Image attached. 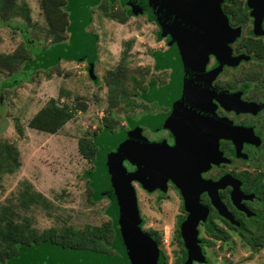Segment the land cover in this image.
Instances as JSON below:
<instances>
[{"label": "rangeland", "instance_id": "obj_1", "mask_svg": "<svg viewBox=\"0 0 264 264\" xmlns=\"http://www.w3.org/2000/svg\"><path fill=\"white\" fill-rule=\"evenodd\" d=\"M39 3L40 0H16L9 23L0 21V56L15 52L23 55L25 51L31 55L29 45L40 50L50 44ZM127 8L120 0H100L89 7L92 20L84 30L96 36L91 59H62L48 69L29 68L26 76L20 74L18 83L12 81L10 72H16L21 63L9 69L0 66V144H7L15 158L12 170L0 174V210L3 206L11 209L17 221L37 233L50 227L81 229L86 224L108 221L107 198L96 202L91 199L86 177L91 162L79 153L78 140H88L101 131L104 123H111L114 130L120 126L127 129V116L136 117L139 122L153 107H159L143 97L151 84L156 82L158 89L166 81V72L155 68L153 54L166 50L167 44L163 36L158 38V26L143 10L126 17ZM23 10H27L28 19ZM251 27L248 19L243 24L242 39L252 37ZM258 38L264 42L261 36ZM234 46H240L239 42ZM263 70L264 58L255 57L237 70L227 69L219 80L235 83L257 74L256 78L264 81ZM117 80L120 87L112 89ZM50 98L74 108L72 117L56 133L28 127L30 118ZM127 98L133 100L130 105ZM254 145H260L262 151L250 155L249 161L233 164L232 169L252 177L260 172L264 182V140ZM122 165L128 169L125 161ZM132 186L136 190L141 227L157 232L167 256L166 264H175L181 252L174 237V222L182 213L179 197L172 188L160 197L142 191L135 182ZM35 192L44 198L38 200ZM261 213L263 216L252 212L254 216L248 220L264 224V212ZM198 230L206 261L192 264H264V238H260L262 245L258 249H252L247 241L249 233L240 221L236 228L227 231L224 239L206 232L201 224Z\"/></svg>", "mask_w": 264, "mask_h": 264}, {"label": "trees", "instance_id": "obj_2", "mask_svg": "<svg viewBox=\"0 0 264 264\" xmlns=\"http://www.w3.org/2000/svg\"><path fill=\"white\" fill-rule=\"evenodd\" d=\"M99 1L90 3V7ZM120 1L123 5H127L124 0ZM15 4L16 0H0L1 22L9 23ZM39 4L46 21L50 44L40 50L33 49V46L29 45L32 50L31 55L25 51L23 55L20 52H15L0 56V66H7L8 69L11 65L21 63L22 68L20 67L16 72H10L13 77L12 81H17V83L20 81V74L27 75L26 69L32 68L33 71L48 69L62 59L82 62L85 58L91 59L94 55V44L83 40V35L91 34L84 30L92 20L90 10L85 16L79 9V0H40ZM223 10L228 14L232 25L243 26L248 19L250 20L244 0L242 2L228 0L227 3H223ZM23 12L28 19L27 10H23ZM125 14L128 17L139 13L134 12L128 6ZM148 18L152 20L149 16ZM157 36L162 38L165 35L160 31ZM250 36L252 37L242 39L241 35L236 40L239 42L240 50L247 53L254 50L252 56L263 59L264 43L262 39ZM153 55L157 60L155 68L163 69L164 66L158 61L160 54L154 52ZM90 61L93 63L95 60ZM130 79L135 83L134 78ZM135 85L140 84L135 83ZM154 86H157L156 82L151 84L152 88L143 97V100L148 102L154 100ZM119 87L120 81L117 80L112 89ZM126 100L128 105L133 102L131 98ZM73 110L74 108L68 104H59L56 99L50 98L30 118L28 127L45 133H56L72 117ZM126 118L127 129L120 126L114 130L111 123H104L101 131L89 137L88 140H78L77 145L79 153L91 162V168L86 177L92 190V201L96 202L102 197L108 200L105 208V213L109 217L108 221L100 225L86 224L81 229L66 226L60 229L50 227L37 233L34 229H28L27 225L17 221L14 212L3 206L0 210V264H166L167 256L158 248L160 237L155 235L154 231L141 228L142 219L139 215L135 191L131 185L132 180H137L142 186L148 187L158 182L162 183L163 177L158 179L159 172L156 171L158 169L155 170L150 166L146 168L140 158L134 156L130 158L131 155L121 157L123 159L121 163L123 164L125 161L128 169L123 165V168L120 167L115 155L125 148L107 139L113 134L129 131L136 124L144 125L149 121L153 122V119L152 117L149 119L148 115H145L139 122L136 117L127 116ZM12 152L7 144H0V174L12 170V160H15ZM255 192L256 197L261 199L259 188ZM35 193L38 200L44 198L39 192ZM220 203L225 213L219 212L220 215L234 223L235 221L221 200ZM185 206L184 200L182 208ZM213 206L219 211L214 204ZM187 212L189 211L187 210ZM249 212L251 213V211ZM189 215L177 223L176 238L180 240L181 252L175 264H192L193 262L189 260L185 241ZM244 227L249 233L247 241L250 247L254 250L258 249L262 245L260 238H264V224L253 220L244 222ZM207 230L214 234L210 225H207ZM216 236L224 239L218 234ZM149 247H154L156 253L152 254Z\"/></svg>", "mask_w": 264, "mask_h": 264}, {"label": "water", "instance_id": "obj_3", "mask_svg": "<svg viewBox=\"0 0 264 264\" xmlns=\"http://www.w3.org/2000/svg\"><path fill=\"white\" fill-rule=\"evenodd\" d=\"M95 1L79 0L80 11L86 16L89 4ZM124 1L134 12L145 10L158 24L161 33L169 35L173 43L168 51L158 57L159 62L169 67L171 72L169 83L155 96L170 107L164 115L165 122L160 125L171 128L175 145L168 147L162 141H149L142 135L138 125L127 132L108 136L107 139L125 148L115 155L120 167L121 157L131 155L130 158H140L146 168L150 166L158 169L156 171L163 177L162 182L166 176L177 182L184 195L185 208L190 212L185 239L189 260L204 262L205 256L197 238V224L205 219L207 211L198 202V192L207 190L212 203L221 214H225L217 190L231 185L233 203L248 215L252 214L240 206L242 198L251 199L254 196L241 192L240 180L229 174L214 182L200 177V173L208 170L211 164L229 163V158L219 149V139L231 140L236 152H240L243 142L259 144L260 141L252 133L251 127L233 125L228 118L217 116L216 104L212 101L214 99L226 110L233 109L236 112H255L262 107L256 102L241 100L240 90L229 92L212 86L223 64L236 66L241 60L250 58L244 53L231 55L230 44L240 37L241 27L229 24V16L222 9V3L226 0ZM245 3L253 19V32L263 35L264 0H246ZM94 38L96 36L93 34L83 35V40L90 44H93ZM209 55H213L218 64L206 71ZM143 187L148 190L159 187L165 191V186L160 182ZM149 250L152 254L156 253L154 247H149Z\"/></svg>", "mask_w": 264, "mask_h": 264}, {"label": "flooded vegetation", "instance_id": "obj_4", "mask_svg": "<svg viewBox=\"0 0 264 264\" xmlns=\"http://www.w3.org/2000/svg\"><path fill=\"white\" fill-rule=\"evenodd\" d=\"M227 2H228V0H226L223 3H227ZM244 2H246V0H244ZM223 3H222V9H223ZM247 10H248V14L250 16V20L252 23V27L249 29V32H250L249 34L255 36L253 38L261 36L264 39V34L263 35H256L253 32V19L249 13L250 9L248 7H247ZM142 12L146 13L147 17L149 16V14L145 10H143ZM229 24L231 26H240L241 27L240 36L242 35V30H243L242 25H232L230 23V19H229ZM156 25L158 26L157 23H156ZM262 28L264 31V17H263V21H262ZM158 29H159L158 31L160 32L159 26H158ZM163 38L167 44V47H166V50H164L163 52H159V54L168 51L173 44L171 40L169 41V39H170L169 35H165ZM236 40L230 44L231 55H238L241 53L248 54L250 57L249 60H241L236 66H228V65L223 64L221 72L212 81V86L217 88V89H220V90H227L229 92H234V91L240 90L241 93H240L239 97L241 100L247 101V102H256L258 104H262V107L255 112H248V111L236 112L233 109L226 110L225 108L221 107L213 99L212 101L216 104L215 113L217 114V116L228 118L229 120H231L233 125H241V126L251 127L252 133L255 136H258L262 142V140H264V114H263L264 113V98H261V96H264V81L261 79H257L256 77H259V76H257V74H251L252 75L251 77H245L241 80H237L235 83H230V82H225L224 80L223 81L219 80V77L221 75L226 74L227 69L237 70L243 64H246V63L255 59V56L253 57L251 52L247 53L246 51H241L239 46H234ZM154 59H155V61H157L155 57H154ZM158 61H159V58H158ZM217 64H218L217 59L213 55H209V61L206 64L205 70L208 71L212 67L216 66ZM159 70L166 72V74H167L166 75V81L163 83V85H159L158 89H156V86L153 87V93H154L153 98H154V100H152L150 102L147 101L149 104L153 103V104H157L159 106L158 108H157V106H156V108H154L152 106L153 110L149 111V114H148L149 119L152 117L154 123L152 121H149L147 124H144V125L138 124V126L141 129L142 135L145 136L149 141H151V142L162 141V142H164V144L166 146L172 147L175 145V136H174L171 128H169L167 126L160 125V124H163V122H165L164 115L169 112L170 107L168 105H165L164 103H162L155 96V93L157 91L161 90L162 88H165V86L169 83L171 69L169 67H164L163 69H159ZM260 78H262V77H260ZM151 88H152L151 86L146 88L147 92H149ZM153 125H155V126H153ZM259 146H255L254 144L243 142L240 152H236L235 145L233 144V142L231 140L219 139V149L222 151V153L225 157L229 158V160H230L229 163H220L218 165L211 164V167L208 170L200 173L201 178H203L204 180H209L211 182L217 181L220 177H222L225 174H229L232 177L240 180L241 181V184H240L241 192L244 195H248L250 193L254 194V196L251 199L242 198L240 201V203H241L240 206H244L246 209H249V211H251V213L255 212V214L257 216L262 215L261 212H264V182L262 180L263 174L258 172L254 177H252V176L247 175L244 171H242L240 173H236L232 169V166H233V164H235L237 162L249 161L250 158L252 157V156L250 157V155H254L255 154L254 152L259 153L262 151V149L259 148ZM158 179H160V173H159ZM257 179H259V180H257ZM133 182L138 184V186L141 188L142 191L149 193V194L157 193V195H159L160 197H162V195L169 188H172L176 192V194L179 197L180 202H181L180 209H181L182 213L180 215H178L175 219L174 237L177 241L176 244L180 246L181 245L180 240L178 238H176L177 223H178V221L183 220L184 218H187L189 215V212H187L185 207L182 208V205L184 206V199H183L184 195L182 194L180 188L178 187L177 182H175V180L172 179V177L166 176V179H164V181L162 182V185L165 186V191L161 190L159 187H155L153 189L148 190L147 188H144L137 180H132L131 185ZM257 188H259L260 195L262 196L261 199L260 198L258 199L256 197L257 194L255 191L257 190ZM231 191H232V186L227 185L225 187L219 188L217 190V193H218L219 199L221 200V202L223 203V205L225 206V208L227 209V211L231 215L232 219L235 221L234 223H232L229 219L225 218L223 215H220L219 211L213 206L212 200H211L207 190H202V191L198 192V202L203 207L206 208L207 213H206L205 219L203 221L200 220L198 222L197 230H198V225L201 224L203 229H205L206 232H208L207 225H210V227L213 229L214 235L218 234L220 236H223V238H225L227 236L228 230H233L234 228L237 227V224H236L237 221H240L243 227H244V222L250 221V220H248V217H252L254 215H251V216L248 215V213L246 211L240 209L239 207H237L233 203V200L231 198ZM135 197H136V190H135ZM136 202H137V199H136ZM137 206H138V204H137ZM138 211H139V208H138ZM139 215H140V213H139ZM253 220H255V219H253ZM244 228L246 229V227H244ZM148 230L156 232L155 230H151V229H148ZM156 234H157V232L155 233V235ZM157 236H158V234H157ZM197 238L200 240L199 245L201 248V252L204 254L203 245H202L203 240L200 237V231L199 230H198ZM167 242L169 244L170 239ZM158 248L162 250L161 242H160V244H158ZM180 249H181V246H180Z\"/></svg>", "mask_w": 264, "mask_h": 264}, {"label": "built area", "instance_id": "obj_5", "mask_svg": "<svg viewBox=\"0 0 264 264\" xmlns=\"http://www.w3.org/2000/svg\"><path fill=\"white\" fill-rule=\"evenodd\" d=\"M167 240V238L166 237H164V241H166Z\"/></svg>", "mask_w": 264, "mask_h": 264}]
</instances>
